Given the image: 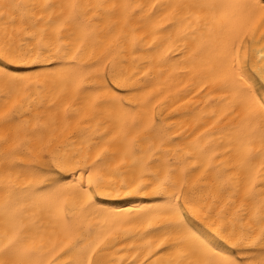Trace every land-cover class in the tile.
Masks as SVG:
<instances>
[{
  "label": "snow or ice",
  "instance_id": "6c2138e0",
  "mask_svg": "<svg viewBox=\"0 0 264 264\" xmlns=\"http://www.w3.org/2000/svg\"><path fill=\"white\" fill-rule=\"evenodd\" d=\"M6 14L19 26H0V264H264V0H0V17ZM114 19L136 24L134 49L137 31L141 43L151 41L148 62L131 77L116 72L128 33L98 64L79 67L97 27ZM105 61L112 68L100 76ZM169 66L189 79L169 93V107L220 95L203 118L199 108L172 116L195 118L196 126L165 144L156 119L163 93L149 73ZM57 82V93L76 102L61 108L53 96L43 127L74 120L86 151L57 147L33 129L34 87ZM101 93L107 97L98 102ZM129 104L139 115L133 126L127 114L111 130L98 119ZM173 145L187 157L184 168L162 162ZM233 157L242 162L245 219L253 221L247 231H237L227 211L194 203L191 173L183 174L191 166L223 183L222 166ZM36 208L55 210L51 232Z\"/></svg>",
  "mask_w": 264,
  "mask_h": 264
},
{
  "label": "bare ground",
  "instance_id": "6f19581e",
  "mask_svg": "<svg viewBox=\"0 0 264 264\" xmlns=\"http://www.w3.org/2000/svg\"><path fill=\"white\" fill-rule=\"evenodd\" d=\"M104 2L107 3L110 2V0H104ZM4 22L9 25L15 24L17 27L19 26V20L14 21L10 16H7V19L6 17H0V26H2ZM135 29V23L125 25L122 21H117L115 19L112 21H103L97 27V30L93 34L91 40L86 44L88 52L80 62L79 67L89 68L91 65L98 64L100 60L108 54V52L113 51V49L116 48V37L119 36L120 39L123 40L125 39L124 34L128 33L129 43L123 46L116 54L117 58L120 60V66L116 68V72L127 77L134 75L146 62H148L144 53L149 51L146 43H151L150 40L146 43H141V38L144 34L137 31L135 37L137 48L134 49L131 44L132 37L130 34ZM109 45H111V47H109ZM241 54L243 55V53ZM111 59L112 57H109V60ZM213 59L214 54L211 50L205 52L204 60L207 62L206 72L210 71L212 67L211 61ZM69 63H71V61H69ZM105 63L107 64V68L99 73L100 76H103L112 68L111 63L108 61H105ZM145 71H147V69H145ZM91 74L93 76L97 75L94 71ZM149 77L153 78L156 93H163V95L160 96L163 103L156 108V119L160 125L158 132L164 135L165 144H170L172 140L179 139L180 137L176 135L177 132H180L182 136H189L195 130V118L191 120H172V116L186 110L191 111L199 108L201 111L196 112V116L203 118V109L207 106V104L213 103L219 99L220 94H216L214 97L209 99L204 96L203 93H200V95L204 97L203 101L197 100L193 97V102L191 104H182L179 109H176L175 105L169 107L168 105L172 102V96L169 95V93L174 95L178 87L182 89L183 83H189V79L183 72L179 70H172V66H169L168 70L164 72L153 71L149 73ZM149 77H141V79H149ZM57 85L58 82L49 83L47 86L40 83L34 87L33 95L35 99L27 106L31 112L30 119L33 129H40L45 134L53 136L57 141V147H63L69 151H81L82 149L86 151L89 145L83 141V137L80 134L82 129L74 120L70 122L61 120L57 125L43 127V125L50 123L53 116V113L49 111V109L54 108L52 103L53 96H56V102L61 106V108L64 104H74L76 102V98L71 95L65 98L58 94ZM88 86L96 87L95 84ZM181 94H183V91ZM99 96L100 100L98 102H101L107 97V93H101ZM165 97H167V99H165ZM124 103H128L127 99H125ZM134 107V104H129L128 108L125 109L117 108L113 110L112 108H107L99 113L98 119H100L101 122H107L109 130H111L113 127L119 125L121 122V115L127 114L128 123L130 126H133L139 120V115L131 111ZM25 115L27 116L28 113H25ZM228 123L231 124L232 121L230 120ZM93 126L95 127V122H93ZM100 131L101 134H104V129H101ZM210 143L212 142H206L204 147H207ZM148 147V144L142 145V148L145 151H147ZM180 147V145H173L170 153H165L162 162L171 164L174 169L177 165L184 168L183 160L187 157L182 155L178 156L177 151ZM156 155H160V153L157 152ZM224 163L227 164V159ZM25 166L29 165L25 164ZM232 168H236V171H232ZM222 171L228 173V175L224 177L223 183L217 180L216 174L208 175L205 173L202 176L199 172H195L191 166L187 167L183 174L188 175L191 173L187 186L188 194L192 197L194 203L203 206L205 210H214L220 214H222V210L227 211L229 213L230 222H234L237 231H247L253 221L251 219H245L246 216L251 217V212L249 211L246 203L245 196L242 191V185L239 183L244 174L241 160L233 157L230 165L227 167L222 166ZM128 178L130 177H121V179ZM25 187H28V185H25ZM36 187H39V185ZM118 202L125 203L123 200ZM217 205H219V207H217ZM34 211L38 222H41V227L47 228L49 232H51L53 230V226L56 224L55 210L36 208Z\"/></svg>",
  "mask_w": 264,
  "mask_h": 264
}]
</instances>
